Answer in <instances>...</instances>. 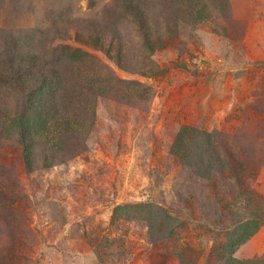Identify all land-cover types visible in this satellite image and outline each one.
Returning <instances> with one entry per match:
<instances>
[{"label":"rangeland","instance_id":"374dc122","mask_svg":"<svg viewBox=\"0 0 264 264\" xmlns=\"http://www.w3.org/2000/svg\"><path fill=\"white\" fill-rule=\"evenodd\" d=\"M125 1L0 0V69L7 39L64 42L105 80L94 112L69 117L77 139L30 129L29 166L19 94L0 84V264H223L215 247L264 220V0H142L145 23ZM61 27L106 28L104 49ZM211 148L203 178L189 163ZM232 256L264 264V221Z\"/></svg>","mask_w":264,"mask_h":264},{"label":"trees","instance_id":"16d2710c","mask_svg":"<svg viewBox=\"0 0 264 264\" xmlns=\"http://www.w3.org/2000/svg\"><path fill=\"white\" fill-rule=\"evenodd\" d=\"M133 2L134 0L125 1L124 4L129 3L125 7L127 14L133 17L132 21L135 23L138 21L145 23L144 3L142 0H135L136 4L132 5L131 3ZM66 21H69V19ZM95 24V22H92L93 26ZM58 26L57 24L56 27ZM140 29L144 30V28ZM78 30L71 27L66 29L61 27L58 38L64 41L67 39V34L70 37L73 33L74 38L77 37L79 42L89 44L94 48L104 49V35L108 33L106 28H99L97 31H94V34L88 33L85 37H80V31ZM5 43L8 46L1 50L4 60L3 67L0 69V84H8L14 92L19 94L17 104L21 115H25V119L21 120L20 123L21 130L19 136L21 146L25 152L26 162L29 166L32 158L30 145L34 143V137H28L30 129L31 131L38 130L39 136L44 137V133H46L45 138L49 136L50 139L53 137L69 136V138L75 137L77 139L78 135H75V132L81 129V125L73 124L74 122L69 117H82L84 113L89 116L94 112L92 104L89 105V103H93L97 92H100L97 89L103 86L105 80L102 81L101 76L93 71L94 65L92 61H89L90 59L86 60L87 58L84 55L81 57L76 54L79 52V48H73L67 43H57L55 47L49 45L41 54L22 53L20 49L12 45V41L9 39ZM85 54L89 56L87 53ZM51 63L57 66L51 67ZM82 73L85 74V83L77 81V79H80ZM37 97L43 100L42 107L37 102V105L34 106L32 100ZM50 102L54 104V107L51 108L52 113L55 112L53 117H56L60 113L59 119H62V122L55 124L49 122L52 113H49L47 109L51 107L48 105ZM38 106L41 109H45L44 112L38 111L35 119H29L27 117L28 110ZM42 130H44V133ZM205 135L208 137L207 134ZM192 158H194L193 162L189 164L195 166L197 168L194 170L195 174L203 178L208 177L206 171L211 170L214 163L219 160V156L212 148L207 149L201 155L192 156ZM159 208L162 210L165 208L174 212L173 207L170 205ZM175 212L180 213V210L178 209ZM253 216V219L240 221L237 227L233 228L235 230L231 234V239L228 238L229 241L224 245L215 247L211 257H218L216 250H220L223 255L219 260L223 264H243L236 260L232 254L234 249L256 232L259 225L264 221L262 217H259L258 211ZM247 224H250V227Z\"/></svg>","mask_w":264,"mask_h":264}]
</instances>
